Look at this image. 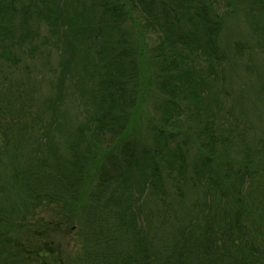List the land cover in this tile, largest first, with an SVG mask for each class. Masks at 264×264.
Listing matches in <instances>:
<instances>
[{
  "label": "trees",
  "instance_id": "16d2710c",
  "mask_svg": "<svg viewBox=\"0 0 264 264\" xmlns=\"http://www.w3.org/2000/svg\"><path fill=\"white\" fill-rule=\"evenodd\" d=\"M238 13L264 54V0H0V264H264V142L221 115Z\"/></svg>",
  "mask_w": 264,
  "mask_h": 264
},
{
  "label": "rangeland",
  "instance_id": "374dc122",
  "mask_svg": "<svg viewBox=\"0 0 264 264\" xmlns=\"http://www.w3.org/2000/svg\"><path fill=\"white\" fill-rule=\"evenodd\" d=\"M224 40L230 43H243L247 49L244 52V57L242 56V60L248 63L250 62V59H252V66L254 67L253 74H249L243 67H235L226 73L227 79L224 82L225 87L223 89H226L229 95L225 96L224 94H221L220 99L225 105L224 109H222L221 115L224 118L229 117L232 121H229V125L225 130L226 133L224 136L228 137L229 131L227 130H232L233 128V135H237L239 133L243 134L245 139H248L251 144L257 146L260 142H264V93L262 94L261 101L255 97L257 94L256 87H259V80H261L259 73H264V54L260 53V51L255 48L256 38L251 31V27L248 24L247 19H245L241 13L228 15L226 17ZM235 53L236 52L233 48L231 54L234 55ZM27 61L29 65L34 66L31 60ZM51 61L53 64H56L55 55H53ZM24 66L25 64H22L18 68ZM42 70L47 75L45 76L48 77L49 73L47 74L45 66L39 71ZM12 74L13 71L11 72L7 69L3 70L2 74H0V88L2 87V83L3 85H9L12 81H19L20 83L23 82V80H19V78H17V75ZM40 81L42 82L40 83ZM33 82L35 83V87H33V89H35V97L46 96L50 93V85L48 84L47 78L46 80L43 78L37 80L33 79ZM218 92H221V88H218ZM73 107L74 104H68L72 121L76 124L77 120L74 116L76 111ZM229 111H233L231 117L229 116ZM239 138H242V136ZM192 150L195 152V157L196 150L194 148ZM51 217L53 219L56 218L52 216L51 210L49 209H46L40 214V218L44 219V221L51 220ZM73 239V232H68L67 236L60 238L64 250H68L69 245L72 247L74 244Z\"/></svg>",
  "mask_w": 264,
  "mask_h": 264
}]
</instances>
